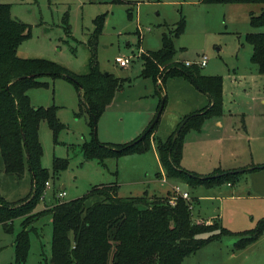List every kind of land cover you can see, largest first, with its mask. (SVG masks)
Here are the masks:
<instances>
[{"label": "rangeland", "instance_id": "374dc122", "mask_svg": "<svg viewBox=\"0 0 264 264\" xmlns=\"http://www.w3.org/2000/svg\"><path fill=\"white\" fill-rule=\"evenodd\" d=\"M3 1L10 3L12 16L29 26L28 35L17 44V55L49 58L75 72L86 69V40L94 28L93 18L102 15L96 60L100 69L121 80L118 86L121 88H117L114 94L117 105L103 110L96 118L94 135L98 141H124L141 121L147 107L157 102L155 83L140 74V54L159 49L163 35H168L173 41L175 60L199 65L200 55H207L206 64L198 66L200 72L221 76L222 95L224 93L221 114L205 118L198 130L191 127L185 131L182 164L205 174L215 167L236 165L242 159L251 161L253 156H264V122L260 119L255 121L258 127H263L262 130L248 126L254 123L250 118V106L264 104V82L259 79L257 65L251 60L252 45L245 38L247 32L264 31V24L253 26L249 22L250 12L259 13L263 3L203 0ZM181 22L180 32L174 34ZM119 54L130 55L126 66L114 62V56ZM37 79L44 84L26 89L30 104L54 105L63 126L53 138L46 121L41 119L38 122L39 164L49 173V185L44 186L34 211L41 209L43 204H51L58 189L64 190L63 199L80 196L92 185L108 183L116 185L118 196L143 192L149 196L152 194L150 190L164 191L168 185L156 178L160 171H164L150 152V148L155 147L152 142L147 150L139 153L86 158L81 145L90 139V129L86 113L77 114L78 96L74 84L61 75L42 74ZM191 97L190 92H180L172 86L169 92L167 89L165 108L155 129L158 137L165 139L175 129L165 134L172 127L180 109L179 103L183 98ZM54 157H63L66 163L52 173ZM247 174L242 172L241 181L231 186L226 182L190 186L176 179L167 178V181L171 185L179 182L181 190L188 189L193 197L199 198L193 204V213H199V209L200 217L214 218L230 231L238 232L254 227L264 217V174L253 178L259 189L253 190L252 194L242 186ZM29 189L30 173L26 166L20 175L6 173L2 170L0 157V196L14 201L27 194ZM169 192L172 196V188ZM166 194L161 193L162 196ZM187 199L192 200L189 196ZM20 222V216L14 217L9 230L0 224V264H45L50 258V214L41 213L30 221L26 254L23 260L16 262L13 240L21 229ZM235 238L236 235L231 233L213 240L186 255L181 264H214L215 259L226 256ZM256 240L258 246L252 250L264 258V234Z\"/></svg>", "mask_w": 264, "mask_h": 264}, {"label": "trees", "instance_id": "16d2710c", "mask_svg": "<svg viewBox=\"0 0 264 264\" xmlns=\"http://www.w3.org/2000/svg\"><path fill=\"white\" fill-rule=\"evenodd\" d=\"M223 2H257L264 0H203ZM102 15L93 18L94 28L87 37L88 57L86 70L74 72L60 63L45 57H20L17 44L28 35L29 26L10 14V3L0 0V157L2 170L20 175L24 167L30 173V189L23 197L8 201L0 196V224L5 230L11 227L14 217H21V229L15 234L14 258L23 260L27 247V230L30 221L39 214H50L51 261L45 264H181L183 258L212 240L227 234H235L234 248H239L257 239L264 232V217L249 229L230 231L217 220L208 223L194 218L192 200L173 193L174 203L165 195L118 196L113 183L92 185L80 196L69 199L57 198L39 210H33L41 199L48 171L39 164L41 153L37 138V126L41 119L55 137L63 126L56 116L54 105H31L26 89L42 85L39 75L63 76L70 80L77 91L78 110L87 115L90 139L81 145L86 158L102 159L117 157L132 152H143L155 145L164 175L169 179L186 182L190 186L234 182L241 171L215 167L200 174L181 164L184 133L188 128L199 129L203 120L223 111L222 78L200 72L199 65L185 64L174 59L171 36L163 35L162 45L157 50L140 54V74L155 83V93L166 103L163 83L168 77L181 76L207 95L206 105L185 113L176 128L165 138L155 132L159 118L137 139L120 143L100 142L95 138V121L105 109L120 86V79L111 72L100 69L95 50L100 33ZM249 22L253 26L264 24V6L257 14L250 12ZM182 22L173 31L180 32ZM252 45L251 60L258 72L264 74V31H250L245 35ZM160 78V81L158 79ZM180 130L177 127L183 121ZM66 159H52V173L64 167ZM263 167V166H261ZM258 166L246 167L255 170Z\"/></svg>", "mask_w": 264, "mask_h": 264}, {"label": "crops", "instance_id": "0c3cea01", "mask_svg": "<svg viewBox=\"0 0 264 264\" xmlns=\"http://www.w3.org/2000/svg\"><path fill=\"white\" fill-rule=\"evenodd\" d=\"M80 72H83V71H80ZM258 77H259V79H261L262 82H264V74L258 72ZM162 86H163L164 93H166V96H167V89L169 92L171 86L175 90H180V92H186L187 91V92H190L192 95L191 98H183L181 101V104L179 103L178 107L180 109L177 112V114L175 115L172 127H170L168 129V131H166V133H165L168 135L174 128H176V126H177V124H178V122H179V120L183 114L188 113L190 111H193L197 108H200V107L206 105V103L208 102V98H207L206 94H204L202 91L198 90V88H196L190 81H188L187 79H185L184 77H181V76L168 77ZM117 88L115 89V91L117 90ZM120 88L121 87H119L118 89H120ZM115 91L113 92V96H112L111 100L109 101V103L106 105L105 109L110 108L114 105H117L116 103L118 101L114 100ZM155 95H157V94L155 93ZM158 101H159V96L157 98V102H155L151 106L147 107V111H145V115L143 116V118H141V121L139 120V123L132 129L131 133H129L125 137L126 139L124 138V141L129 140V139L133 138L134 136H136L147 125V123L152 119L153 115H155V113L157 111ZM223 105H224V93H223ZM249 110L251 112L250 118L254 120V123H249L248 126L250 128H253L254 130H257V129L262 130L263 127L262 126L258 127L257 124L255 123V121L257 119H260V121L264 122V104H262V106H259V107H256V106L254 107L251 105ZM162 112H163V109L160 113V116H161ZM160 116H159V118H160ZM216 122L221 123L219 120H217ZM153 132H155V134H157L156 130ZM162 136H164V135H162ZM150 149H151L150 152L152 153L153 157H155V159L157 161H159L155 147L152 146ZM182 160H183V151H182L181 164H182ZM260 164H264V156L263 157H259V156L254 157L253 156V157H251V161H247L246 159H242L236 165L234 164L231 166L221 167V168L222 169H228V170H234V169H238V168H246V167H250V166H254V165H260ZM263 169H264V166L261 168L255 169V170H243L240 172V175L237 176V179L234 182L226 181V184L231 186V185H234L235 183L240 182L241 181V179H240L241 173L247 172L248 174H247V176H245L246 181L244 183H242V186L249 189L247 191L248 194H252L253 190L259 189V185L255 184L253 182V178H255L256 176L263 175L264 174ZM156 178H160L161 181H164L165 183H167L168 186L166 188H164L163 189L164 191H162V192H156L155 191L156 189H153L152 191L150 190L149 192H152V194H150V195H153V193H156V195H161V193H164V192H166L168 194L169 190H171V188H172V191L174 193V187L177 186L180 191H187L189 198H192V209H193L194 202L199 201V198L193 197L190 194V192L188 191V189L184 188L181 190L179 185H178L179 182H173L172 183L173 185H171V182L167 181V178L165 177V175L162 171H160L159 175H156ZM143 193L146 194L147 192H143ZM54 195H55V193H54ZM46 206H48V204H45V206L43 204V207H46ZM198 211L200 213L199 209H198ZM199 213H197V212L193 213L194 218L204 219L208 223L215 220L214 218L213 219L212 218H207V219L202 218L198 215ZM263 234H264V232L262 233V235ZM262 235H260V236H262ZM212 241H209V242H212ZM257 241L258 240L255 239L251 242L246 243L245 245H243L242 247H239V248H234L233 246H231V248L227 251L226 256L224 258L215 259L214 264H264V258H260L259 253L252 250L253 248H256V246H258ZM209 242H207L204 245H207ZM226 248H228V247L226 246ZM221 249L222 248H220L219 250H221Z\"/></svg>", "mask_w": 264, "mask_h": 264}, {"label": "built area", "instance_id": "2783aa9c", "mask_svg": "<svg viewBox=\"0 0 264 264\" xmlns=\"http://www.w3.org/2000/svg\"><path fill=\"white\" fill-rule=\"evenodd\" d=\"M114 62L115 63H117L119 66H126L128 63H129V61H130V55H115L114 56ZM207 55L206 54H201L200 55V57H199V62H198V64L199 65H205L206 64V62H207ZM185 64H191V62H189V61H186L185 62ZM160 81V80H159ZM44 184H45V186H48L49 185V182L48 181H45L44 182ZM174 193H176V194H180V195H182L183 197H185V198H187L188 197V193H187V191H180L179 189H178V187L177 186H175L174 187ZM65 193H64V190L63 189H58L56 192H55V196L57 197V198H62V196L64 195ZM169 201L171 202V203H174V196H172L170 199H169Z\"/></svg>", "mask_w": 264, "mask_h": 264}, {"label": "water", "instance_id": "95a60500", "mask_svg": "<svg viewBox=\"0 0 264 264\" xmlns=\"http://www.w3.org/2000/svg\"><path fill=\"white\" fill-rule=\"evenodd\" d=\"M163 103H164V99L161 98L160 105H159L155 115H153V117L150 120V122L148 123V125L145 127V129L143 131L140 132V134L135 139L139 138L152 125V123L155 122L159 118L160 113L162 111ZM184 121H185V119L177 127L176 132H178L180 130V128H181L182 124L184 123ZM255 166L261 167V166H264V164L255 165ZM243 170H245V168H238V169H234V170H231V171L235 172V171H243ZM49 260L51 261V258H49Z\"/></svg>", "mask_w": 264, "mask_h": 264}]
</instances>
